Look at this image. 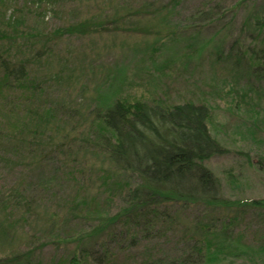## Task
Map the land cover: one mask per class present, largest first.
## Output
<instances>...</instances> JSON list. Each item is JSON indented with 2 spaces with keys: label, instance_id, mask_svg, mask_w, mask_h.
<instances>
[{
  "label": "rangeland",
  "instance_id": "obj_1",
  "mask_svg": "<svg viewBox=\"0 0 264 264\" xmlns=\"http://www.w3.org/2000/svg\"><path fill=\"white\" fill-rule=\"evenodd\" d=\"M35 2L43 7L50 2L55 15L48 11L39 15L28 0H7L0 4V29L6 26L3 17L10 13L19 20V31L24 34L19 53L30 58V78L41 85L38 99L42 103L36 105L29 99L24 105L17 104L15 107L20 109L15 116L0 110V123L13 132L12 128L24 121L25 112L39 106L42 110L44 105L56 111L44 126L49 131L47 140L44 138L35 150L7 147V156L0 155V257L24 250L34 242L36 257L48 264L60 257L62 250L50 245L40 250V243L76 235L86 230L93 218L115 209L116 202H107L102 194L97 196L98 192L82 183L85 178L93 179L89 166L99 167L103 160L89 146L88 132L83 128L79 131V127L72 129L76 123L87 125L88 110L113 93L148 104L154 100L164 105L191 100L206 104L210 109L209 130L230 152L207 164L219 179L220 192L227 200H264V79H255L250 73L238 80L233 74L234 58L225 56L236 39L242 48L253 46L243 34L245 28L242 34L239 32L241 22L254 8L262 13L264 0H177L176 4L171 0ZM167 2L174 7L168 13L163 10L157 13L159 16L134 15ZM103 4H107L106 12L99 21L108 28L85 35L56 34L57 28L83 20L97 23L98 18L96 22L90 16ZM114 8L119 9L118 13H128L123 21H116L118 26L107 24L115 15ZM39 34L46 40L36 39ZM30 43L35 44L33 53L35 48L46 46L39 59L33 60ZM260 49H256L259 57L264 53ZM237 96L244 97L239 100ZM66 106L67 112L61 109ZM62 142L64 145L59 146ZM9 197L19 206L9 207ZM81 197L87 204L77 203ZM23 204L31 208V216L19 212ZM52 212L60 219L57 232L45 230ZM237 225L233 243L241 257H228L216 264H254L251 253L264 251L263 209L249 210ZM175 241L162 239L158 244L167 256H174L182 249Z\"/></svg>",
  "mask_w": 264,
  "mask_h": 264
},
{
  "label": "trees",
  "instance_id": "obj_2",
  "mask_svg": "<svg viewBox=\"0 0 264 264\" xmlns=\"http://www.w3.org/2000/svg\"><path fill=\"white\" fill-rule=\"evenodd\" d=\"M5 1L0 0V4ZM35 1L28 0L39 15L47 14V11L55 15L50 2L47 10V6H37ZM171 2L176 4L177 0ZM106 5L99 6L90 16L91 20H98L97 23L83 20L63 29L57 28L56 34L85 35L107 27L99 21L103 13L105 15ZM168 5L169 2L146 11L138 10L134 15L159 16L163 10L168 13L174 8ZM42 9L45 11L41 12ZM118 12L119 9H115L112 20L105 16L107 24L118 26L116 21H123L128 15ZM247 13L239 32L245 28L243 34L248 35L246 38L253 46L242 48L236 39L225 56L226 59L234 58L233 74L238 80L250 73L255 79H264V53L259 57L256 51L260 47L264 52V8L262 13L255 8ZM3 20L7 22L0 29V110L15 116L20 109L15 107L17 104L24 105L29 99L36 105L42 103L38 99L41 85L30 78V58L19 53L24 37L19 31V20L11 13ZM37 38L46 40V36L40 34ZM28 42L26 38L25 44ZM25 44L24 48L27 47ZM30 46L33 60L39 59L46 47L41 45L33 53L35 44L30 43ZM237 97L241 100L244 96ZM111 98L99 101L101 105L88 110L87 125L76 123L72 129L86 130L89 146L103 160L99 167L89 166L88 172L93 179L85 178L82 183L98 192L97 196L102 194L107 202H116L115 209L93 218L87 229L76 235L40 243V250L48 245L54 250H62L61 256L48 264H216L228 257H241L233 243L237 224L249 210H264V200H227L220 192L219 179L207 164L230 152L209 130V107L192 100L164 105L157 100L150 104L128 101L114 93ZM39 109L40 106L25 112L24 121L13 127V132L0 123V155L7 156V147L35 150L44 138L47 140L49 131L44 126L48 125L46 120L56 109L49 105ZM61 109L68 110L67 106ZM27 116L33 122L32 127L27 124ZM63 145L64 142L59 146ZM11 201L9 197V207L19 206L18 202L14 205ZM77 203L82 206L87 200L81 197ZM19 210L22 216H31L27 204ZM47 218L45 230L57 232L55 230L60 227L58 214L52 212ZM172 238L182 249L174 256H167L158 242ZM36 247L31 242L24 250L0 257V264H43L34 253ZM263 252H252V263L264 264Z\"/></svg>",
  "mask_w": 264,
  "mask_h": 264
}]
</instances>
